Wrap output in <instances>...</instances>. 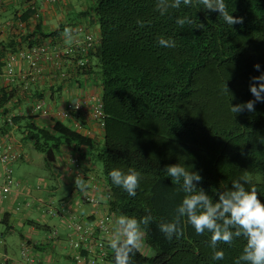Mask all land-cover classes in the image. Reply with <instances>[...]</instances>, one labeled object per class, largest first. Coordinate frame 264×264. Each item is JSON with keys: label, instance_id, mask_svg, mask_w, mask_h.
I'll return each instance as SVG.
<instances>
[{"label": "trees", "instance_id": "obj_1", "mask_svg": "<svg viewBox=\"0 0 264 264\" xmlns=\"http://www.w3.org/2000/svg\"><path fill=\"white\" fill-rule=\"evenodd\" d=\"M12 1L0 0V6ZM29 1L16 22L21 31L0 42V68L20 50L43 45L61 48L68 43L63 35L66 27L75 36L79 26L92 31L76 19H86L98 27L97 40L87 51L51 56L43 65L47 70L40 81L26 85L16 74L13 82L0 86V134L13 133L24 145H31L43 155L47 170L53 167L62 146L78 151L75 163H99L101 184L90 178L103 187L111 223L110 233L103 239L102 260L97 258V264H115L109 246L113 219L120 215L139 219L149 214L152 220L132 264H235L246 243L242 237L231 245L219 244L217 250H223L225 256L214 260L209 246L211 234L197 235L186 219L180 238L169 240L161 232L160 223L174 218L185 196L164 168L180 163L198 172L202 180L193 183L214 201H218L217 193L231 189L233 180L246 177L257 187L258 198L264 203V101L255 103L254 112L230 111L231 105L255 99L249 90L251 78L264 73V0H225L230 14L244 18L243 24L233 26L197 0L191 6L182 3L179 9L169 8L164 15L157 10V0H92L75 20L66 18L49 31L42 28L41 1ZM185 16L195 23L177 25V18ZM6 23L9 25L4 29L13 24ZM199 23L205 28H196ZM161 38L174 40L175 47H161ZM20 63L25 66L23 72L27 71L28 65ZM255 64L260 65L259 70ZM54 73L58 77L66 74L67 81L51 78L49 74ZM94 77L99 81L104 112L102 127L99 124L103 130L100 143L77 118L85 111L67 120L53 115L63 104L55 99L61 98L66 82L79 86ZM226 85L230 93L224 91ZM33 100L46 101L49 123H39V115H28ZM16 109L22 111L13 114ZM19 158L20 154L12 164V175ZM114 168L140 172L135 197L112 184L109 172ZM66 230L69 238L70 231ZM53 231L57 239V230L48 235ZM81 254L90 257L86 251Z\"/></svg>", "mask_w": 264, "mask_h": 264}, {"label": "crops", "instance_id": "obj_2", "mask_svg": "<svg viewBox=\"0 0 264 264\" xmlns=\"http://www.w3.org/2000/svg\"><path fill=\"white\" fill-rule=\"evenodd\" d=\"M26 1L28 0H13L10 3L0 6V42L6 41L11 33L15 32L18 34L21 31L20 24H16V22L18 17L24 12V9L28 7ZM71 1L64 0L63 3L56 7L42 6L40 18L44 31L52 30L57 22H62L66 18L73 17L75 20L77 13L85 11L92 4V0H74L76 5ZM8 21L13 22L12 26L2 30L1 26ZM75 21L88 25L98 35V27L91 26L86 19H80V21L76 19ZM29 24L30 22L27 21L26 25ZM31 27L29 29H32ZM24 67L22 63H18V78L21 77L25 70ZM46 67L45 70H47ZM3 74L4 68L2 67L0 68V86L7 85V83H3ZM83 83L78 86L75 82H68L67 87H62L60 91L62 103L66 98L79 99L82 96H87L88 92L98 91L100 93L101 89L96 77L85 80V83ZM41 84L42 87L46 85ZM40 85L39 88L41 87ZM67 89H70V93H68ZM19 111L22 110H13V114ZM85 114L83 113V115L77 118L85 123L86 129L93 136L96 143H100L103 133L102 128L97 123L89 121ZM44 119L37 118L36 120L42 123L46 121ZM0 140L9 143L12 149H15L20 154V158L14 163L13 167L20 165L19 175H21L20 177L19 175L15 177L21 183V187L14 189L7 199L0 198V241H2L0 243V263L19 264L21 261L20 246L21 241L24 239L31 248L32 257L37 259L41 264H71V255L73 252L68 245L65 226L67 218L72 216L78 221L85 222L107 212L102 185H100L98 191H92L91 189L92 180L90 177H94L95 180L97 179L100 184L102 182L100 179L101 166L99 163L91 160L90 162L87 160H78L75 163V159L77 157L79 158L78 151L69 146H62L53 167L47 170L48 176H40L38 171L34 172V174L27 173V169L24 168L25 163L34 162L40 166H44L43 155L36 152L31 145H24L18 137H14L13 133L0 134ZM78 174L86 182V188L84 190H80L75 186V178ZM29 175L38 177L39 183L37 184V189H35L36 185L27 178ZM42 183L46 184L43 185ZM1 185L2 174L0 165V188ZM65 188L72 189L66 190ZM58 189H63L68 194L58 198L59 209L57 208V212L52 210L53 207H56L53 203L52 208L51 206H49V209L47 208L48 202L46 200L57 198L55 191ZM85 193L98 198L100 210L96 212L92 205L82 202L81 196ZM29 200L33 201L32 207L26 209L23 207V204ZM18 205H20L19 210L16 209ZM61 209H64V211ZM48 218L55 220V225L50 226ZM117 218L113 219L114 223L109 241L114 236L117 227ZM51 230L58 231V238L54 241L47 239L48 232ZM99 264L105 263L100 262Z\"/></svg>", "mask_w": 264, "mask_h": 264}, {"label": "clouds", "instance_id": "obj_3", "mask_svg": "<svg viewBox=\"0 0 264 264\" xmlns=\"http://www.w3.org/2000/svg\"><path fill=\"white\" fill-rule=\"evenodd\" d=\"M197 2L210 11L218 12L229 26L244 22L243 17H234L229 13L225 0H197ZM182 3L191 6L193 0H157V10L164 15L169 8L179 9ZM137 23L141 27L144 26L140 20ZM176 23L183 27L185 24L192 25L195 22L185 16L177 18ZM196 28L204 29L205 25L199 23ZM63 35L67 43L72 38V29L66 27ZM158 44L161 47H175V41L172 39L161 38ZM254 68L259 70L260 65L255 64ZM251 79L253 82L249 90L255 99L243 104L231 105L232 113L254 112L255 103L264 101V73ZM224 91L230 93L227 85ZM164 169L167 176L180 185L185 193L182 202L175 209L174 218L159 225L167 239L171 240L173 237L178 239L183 235L182 222L186 219L187 224L194 228L197 235L206 232L211 234L209 246L213 249L214 260H223L225 256L223 250H217L219 244L231 245L235 239L242 237L246 243L235 264H264V203L258 198L259 193L255 185L246 177L233 180L231 189L217 193L218 201H214L203 188L197 189L193 183L202 180L198 172H193L180 163L167 165ZM109 177L113 185L121 187L129 196L137 195L141 174L134 168H129L126 172L114 168L109 172ZM245 185H248L247 188ZM75 186L84 190L86 182L82 177L76 176ZM151 220L150 214L139 219L126 215L117 218L114 236L109 241V246L114 252L115 264H132L133 256L143 245L145 228Z\"/></svg>", "mask_w": 264, "mask_h": 264}, {"label": "built area", "instance_id": "obj_4", "mask_svg": "<svg viewBox=\"0 0 264 264\" xmlns=\"http://www.w3.org/2000/svg\"><path fill=\"white\" fill-rule=\"evenodd\" d=\"M33 0H30L31 4ZM41 5L47 7H54L61 4L64 0H40ZM4 23L1 26L3 30ZM84 26L76 28L75 36L72 33L71 40L67 44L62 45L61 48H52L48 45H43L39 48L20 50L16 55H10L5 63L3 82L11 83L14 81L17 74V65L20 62L28 65L27 71L23 72L20 79L23 83L28 85L29 81H40V78L45 72L44 64L51 58V56L58 58L59 54L71 55L76 50L87 51L94 42H96V36L94 32L87 30ZM88 48V49H87ZM87 49V50H86ZM78 64L83 66L84 63L79 61ZM58 72V71H57ZM58 74V73H57ZM56 73L49 74L51 78H57V81H67L68 76L61 73L59 77ZM59 78V80H58ZM68 82H66L67 84ZM68 85L64 86L67 87ZM70 93V89H67ZM66 98V97H65ZM85 111V112H84ZM87 112V118L89 121L95 122L102 127L104 118V112L102 108L101 99L97 92H88L87 96H82L79 99H65L60 109L55 110L54 114L58 119L67 120L74 113ZM50 110L46 106L45 100H33L28 108V115H39L41 118L47 119L50 115ZM86 116V114H85ZM78 129L80 126H76ZM82 130V129H81ZM84 132V130H83ZM19 157L18 152L12 149L10 145H3L0 143V164L2 165V185L0 188V198L7 199L14 189L21 187L20 182L14 180L12 175V164ZM77 176H80L79 174ZM92 191H98L99 185L97 182H93L91 186ZM81 200L84 204H90L95 208L97 212L100 210V202L95 196L88 194H82ZM49 203V202H48ZM47 203V204H48ZM32 202L28 201L23 204V207L30 208ZM52 206V203L50 204ZM17 210L20 209V205L17 206ZM56 211V209H52ZM64 211V209H61ZM110 216L105 213L94 217L91 221H78L75 217H69L66 220L65 226L70 231L68 245L71 249L72 260L71 264H97V258L101 259L104 254L103 239L110 233ZM57 237V232L53 231L47 236L48 240H54ZM2 241H0L1 243ZM30 246L26 240H23L20 246L21 261L19 264H41L37 259L32 257ZM86 251L90 257H86L81 253ZM97 255V256H96ZM96 257V259H95ZM100 261V260H99ZM4 264V263H0ZM48 264V263H47Z\"/></svg>", "mask_w": 264, "mask_h": 264}, {"label": "rangeland", "instance_id": "obj_5", "mask_svg": "<svg viewBox=\"0 0 264 264\" xmlns=\"http://www.w3.org/2000/svg\"><path fill=\"white\" fill-rule=\"evenodd\" d=\"M73 4H75L76 5V3H74V0H72L71 1ZM73 4H71V5H73ZM70 5V6H71ZM78 10V9H77ZM6 23V22H5ZM4 24V23H3ZM91 32H93V31H91ZM95 36H96V39H97V35L95 34ZM48 96V95H47ZM46 96V97H47ZM55 101L56 102H59L58 104H61V98L59 99V98H57V99H55ZM51 103L53 104V101H51ZM44 119V118H43ZM44 120H47V119H44ZM44 122H48L49 123V121H44ZM24 168H26L27 169V173H33L34 174V172H36V171H38L39 173H40V176H48L49 174H48V171H47V169L44 167V166H40V165H38V164H36V163H34V162H30V163H25V167ZM19 171H20V165H15L14 167H13V178H15L16 176H18L20 173H19ZM21 175H19V177H20ZM28 179H30V182H32L33 184H35V185H37L38 183H39V181H38V177H36V176H34V175H29L28 177H27ZM43 184V183H42ZM44 185V184H43ZM66 190H71L72 188H65ZM32 191V190H31ZM66 194H68V192L67 191H65V190H63V189H58V190H56L55 191V195H56V197L57 198H54L53 200L52 199H48V200H46L47 202H49L48 203V205H47V208L49 209V206H50V204L51 203H53V205L54 206H56V207H53L52 209H56L57 210V208L59 209V202H58V198L59 197H61V196H63V195H66ZM47 197V196H46ZM48 198V197H47ZM88 205H90V204H88ZM45 210V209H44ZM49 220V223H50V226H53V225H55V223H56V221L55 220H53V219H51V218H48ZM101 262V261H100ZM102 263V262H101Z\"/></svg>", "mask_w": 264, "mask_h": 264}]
</instances>
